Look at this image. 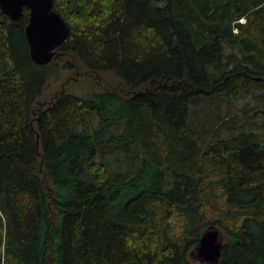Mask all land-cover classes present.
<instances>
[{
	"label": "trees",
	"instance_id": "16d2710c",
	"mask_svg": "<svg viewBox=\"0 0 264 264\" xmlns=\"http://www.w3.org/2000/svg\"><path fill=\"white\" fill-rule=\"evenodd\" d=\"M54 10L70 32L39 65L30 11L0 6V264H207L194 251L213 226L218 264H264L262 136L209 110L264 89V0ZM81 69L120 84L43 100Z\"/></svg>",
	"mask_w": 264,
	"mask_h": 264
},
{
	"label": "water",
	"instance_id": "95a60500",
	"mask_svg": "<svg viewBox=\"0 0 264 264\" xmlns=\"http://www.w3.org/2000/svg\"><path fill=\"white\" fill-rule=\"evenodd\" d=\"M0 6L13 22L23 17L25 8L30 11L26 36L31 58L39 65L51 63L70 32L65 20L54 10V0H0ZM222 248L223 233L213 226L202 235L194 256L207 264H218Z\"/></svg>",
	"mask_w": 264,
	"mask_h": 264
},
{
	"label": "rangeland",
	"instance_id": "374dc122",
	"mask_svg": "<svg viewBox=\"0 0 264 264\" xmlns=\"http://www.w3.org/2000/svg\"><path fill=\"white\" fill-rule=\"evenodd\" d=\"M81 70L77 72L63 70L57 77L52 78L45 90L43 100H50L62 90L77 95H85L100 91L105 86L118 87L120 84L117 77L112 73H103L96 77L85 73L84 69ZM210 109L212 114L220 120L234 119V123L244 124L246 129L259 133L264 144V120L259 116L260 113L264 112V89L236 100L224 98L213 102ZM218 123L220 124V121ZM218 216L211 214L207 218L217 220Z\"/></svg>",
	"mask_w": 264,
	"mask_h": 264
}]
</instances>
